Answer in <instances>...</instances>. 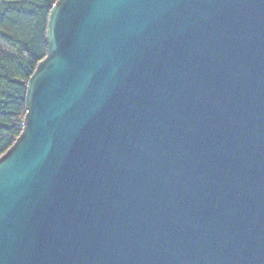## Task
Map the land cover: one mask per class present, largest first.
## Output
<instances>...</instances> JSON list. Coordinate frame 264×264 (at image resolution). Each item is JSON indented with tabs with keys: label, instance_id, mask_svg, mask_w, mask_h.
Returning a JSON list of instances; mask_svg holds the SVG:
<instances>
[{
	"label": "water",
	"instance_id": "95a60500",
	"mask_svg": "<svg viewBox=\"0 0 264 264\" xmlns=\"http://www.w3.org/2000/svg\"><path fill=\"white\" fill-rule=\"evenodd\" d=\"M0 156V264H264V0H56Z\"/></svg>",
	"mask_w": 264,
	"mask_h": 264
},
{
	"label": "trees",
	"instance_id": "16d2710c",
	"mask_svg": "<svg viewBox=\"0 0 264 264\" xmlns=\"http://www.w3.org/2000/svg\"><path fill=\"white\" fill-rule=\"evenodd\" d=\"M56 0H0V156L23 127L29 77L46 56L48 15Z\"/></svg>",
	"mask_w": 264,
	"mask_h": 264
}]
</instances>
